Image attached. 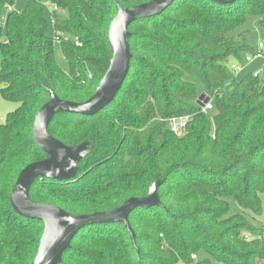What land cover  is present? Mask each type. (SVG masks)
Listing matches in <instances>:
<instances>
[{
  "label": "trees",
  "instance_id": "trees-1",
  "mask_svg": "<svg viewBox=\"0 0 264 264\" xmlns=\"http://www.w3.org/2000/svg\"><path fill=\"white\" fill-rule=\"evenodd\" d=\"M149 1L28 0L22 12H7L15 0H0V96L18 105L0 125V264H31L43 232L13 212L9 196L23 168L47 158L32 141L47 91L88 100L109 67L115 5ZM45 3L55 8L54 40ZM248 17L264 36V0H175L129 25V70L108 106L94 117L54 116L48 134L89 152L73 180H35L31 203L72 217L106 212L161 181L162 205L129 214L137 250L120 224L91 225L60 264H264V228L255 224L264 205V67L222 93L230 62L255 52L246 32L233 35ZM55 41L68 73L55 62ZM201 93L213 99V116L196 105ZM184 116L187 133L175 137L167 120Z\"/></svg>",
  "mask_w": 264,
  "mask_h": 264
},
{
  "label": "water",
  "instance_id": "water-1",
  "mask_svg": "<svg viewBox=\"0 0 264 264\" xmlns=\"http://www.w3.org/2000/svg\"><path fill=\"white\" fill-rule=\"evenodd\" d=\"M174 1L151 0L129 8L115 5L116 15L107 31V43L112 54L109 67L88 100L82 103L63 101L51 91H47L50 99L38 110L32 125V141L47 158L24 167L18 174L9 196L11 209L16 215L43 224L37 254L31 264H60L61 256L69 249L72 239L83 228L91 225L120 224L127 232L132 247L137 250L135 235L128 222L129 214L138 208L162 206L157 197V188L161 185V181L154 182L147 196L143 198H129L111 211L76 217L70 216L56 206L33 204L28 199V193L33 182L38 179L68 182L75 178L78 164L89 152V146L85 143L78 147L63 145L48 134V125L57 114L94 117L108 106L129 70V25L138 20L161 15ZM210 1L225 4L234 0ZM209 100L205 93H201L196 105L204 108Z\"/></svg>",
  "mask_w": 264,
  "mask_h": 264
},
{
  "label": "rangeland",
  "instance_id": "rangeland-1",
  "mask_svg": "<svg viewBox=\"0 0 264 264\" xmlns=\"http://www.w3.org/2000/svg\"><path fill=\"white\" fill-rule=\"evenodd\" d=\"M28 0H15L14 5L12 6V10L15 12H22L25 9V6L27 4ZM44 10H43V14L44 17L46 18L47 22H48V36L50 38H52L53 40L55 39V35H54V31H53V25H52V6L50 5H44L43 6ZM58 18L60 19H64L65 16L62 15L61 13H58ZM239 32H246L247 38L249 40V42L253 45L254 49L256 50L257 48V44L259 42H262L263 44V52H264V36L262 34V32L259 31V29L255 26V19L248 17L246 19V23L245 25L233 32V35L238 34ZM4 38V36H3ZM54 59L56 64L63 69L66 73H68V66L65 63L62 53H61V48L60 45L57 41L54 42ZM248 55H244L243 56V70L241 72H239L236 76L234 74L233 75V79L224 87V89L222 90V93L225 96H229L231 95L237 84L242 81L246 76H248L249 74L252 75H257L261 69L264 67V58H260V59H253L251 62L249 63H245V59L247 58ZM0 63H1V54H0ZM238 64L237 61L232 60L229 64V69L231 71V73L233 72L234 67ZM210 110H208V114H210V116H213L216 112L213 106V99L210 98ZM18 107L17 104L14 103H9V102H5L1 96H0V125L4 123L5 121V117L8 113L13 112L16 108ZM191 119V117H190ZM237 211L236 209L233 208L232 212ZM257 227H263L264 228V205H263V211H262V215L261 217L257 220V222L255 223Z\"/></svg>",
  "mask_w": 264,
  "mask_h": 264
},
{
  "label": "built area",
  "instance_id": "built-area-1",
  "mask_svg": "<svg viewBox=\"0 0 264 264\" xmlns=\"http://www.w3.org/2000/svg\"><path fill=\"white\" fill-rule=\"evenodd\" d=\"M44 5H49V4L45 3ZM51 8L53 12L55 8L54 7H51ZM11 11H12L11 8L7 9V12H11ZM260 58H264L262 42H259L257 44V48L253 54L247 56V58L245 59V63H249L253 59H260ZM243 67H244L243 61L238 62V64L234 67L232 74L236 76L239 72L243 70ZM210 108L211 106H210V100H209L208 104L205 105L204 108H200V109L202 113H207L208 110H210ZM189 121H190L189 116L171 118L167 120L168 129L175 137H178V138L183 137L187 133V125ZM192 259L195 260L196 259L195 256H192Z\"/></svg>",
  "mask_w": 264,
  "mask_h": 264
}]
</instances>
